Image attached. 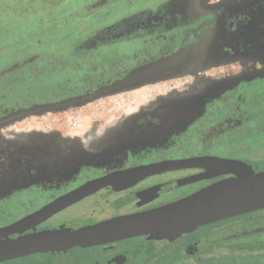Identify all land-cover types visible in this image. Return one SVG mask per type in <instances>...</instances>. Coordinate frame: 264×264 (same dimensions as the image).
Masks as SVG:
<instances>
[{
  "label": "flooded vegetation",
  "instance_id": "obj_1",
  "mask_svg": "<svg viewBox=\"0 0 264 264\" xmlns=\"http://www.w3.org/2000/svg\"><path fill=\"white\" fill-rule=\"evenodd\" d=\"M104 2L90 5L99 14L68 62H46L41 54L11 62L15 69L54 70L41 76L50 85H33V95L0 94V125L34 104L76 95L91 101L133 68L186 49V69L162 74L190 76L189 83L151 116L93 120L49 163L21 165L16 180L0 182V241H35L30 252L0 264H264V207L166 231L121 235L102 228L264 171V155L247 158L264 150V0H124L115 11H104ZM119 41L128 53L110 59ZM37 153L45 154L42 146ZM67 234L87 239L47 245V238Z\"/></svg>",
  "mask_w": 264,
  "mask_h": 264
},
{
  "label": "rangeland",
  "instance_id": "obj_2",
  "mask_svg": "<svg viewBox=\"0 0 264 264\" xmlns=\"http://www.w3.org/2000/svg\"><path fill=\"white\" fill-rule=\"evenodd\" d=\"M31 1L38 3L37 0ZM94 1L87 0L88 9L83 7L80 9L82 14H85L82 19V15H76V13L65 17L62 14L66 13L67 8L63 6V9H60V1L53 0L55 6L50 9L53 8L58 14L57 19L50 25L46 24L45 28H38L32 19L25 21L16 13V9L30 3V0L25 2L24 0H0V68L12 60L18 61V59L32 54H41L42 60L46 62L49 60L55 61L57 64L68 62V52L74 46L75 39L82 37L85 32L72 28L70 21L74 22L73 26L78 25V27L85 26L88 20L93 21L94 13L93 10H90L93 9L90 5ZM123 1L109 0V3L104 2V6H107L103 9L104 11L119 10L124 4ZM85 3L84 0L82 4ZM41 4H43V0H41ZM62 5L67 6V3ZM41 9L45 8L41 7ZM70 10L74 9L70 8ZM44 17L45 21L50 18L46 14ZM67 18L69 21H63ZM28 29H31V32ZM112 46V52L108 55L110 59L120 61L124 58V54L128 53L129 47L122 41ZM68 73L66 69L62 71L64 75H68ZM189 80L190 76L167 77L129 89L132 90L130 93H124L129 90H121L74 105L73 108L66 106L62 109L42 110L0 125V182L16 180L20 175L17 170L21 165L41 161L49 163L55 156L61 154L66 146H70L69 143L80 141L83 133L91 127V124L95 123L93 120H97L99 117L153 115L159 111L158 106L164 101L184 93L185 90H182V87L188 84ZM34 85L36 89L45 88L46 85H50V82L46 77L40 76L35 80ZM52 120L55 123L48 122ZM48 135L54 136L50 143L44 139ZM11 140H15V142L11 144ZM47 143L49 145L45 148L44 145ZM29 144L34 147L22 149L23 146L27 147ZM41 146L45 154L38 155L37 148H41ZM262 155H264V150L259 148L258 151L247 153V158L257 161ZM168 237L170 235L152 239L164 240Z\"/></svg>",
  "mask_w": 264,
  "mask_h": 264
},
{
  "label": "water",
  "instance_id": "obj_3",
  "mask_svg": "<svg viewBox=\"0 0 264 264\" xmlns=\"http://www.w3.org/2000/svg\"><path fill=\"white\" fill-rule=\"evenodd\" d=\"M181 51L133 68L121 80L108 86L106 92L97 91L96 97L167 78L162 74L163 70L181 72L182 69H186V65L181 64L188 61L182 56L187 49ZM85 99L82 95H76L56 102L34 104L7 114L3 117V124L42 110L62 109L69 104L77 105L85 102ZM262 207H264V171L218 182L171 205L126 220L114 221L111 225L102 228L121 235L166 231L202 224ZM115 233L113 235L118 236ZM86 239L79 234H67L50 237L46 241L48 246H67L82 243ZM34 242L32 238L0 241V260L30 252Z\"/></svg>",
  "mask_w": 264,
  "mask_h": 264
},
{
  "label": "trees",
  "instance_id": "obj_4",
  "mask_svg": "<svg viewBox=\"0 0 264 264\" xmlns=\"http://www.w3.org/2000/svg\"><path fill=\"white\" fill-rule=\"evenodd\" d=\"M25 1L27 0H24V2ZM59 1H60L59 5H61L60 9H63V6L67 8L65 11L66 13H63L62 15H65V17L66 16L68 17L70 14L76 13V15H82V19H84L85 14L83 15L82 14L83 12L80 11L84 0H59ZM37 2L38 3H36V1L30 0V3H27L21 8L16 9V13L18 14L19 17H21L25 21H31L30 19H32L33 22L36 23V25H38V28H45L46 24L50 25L51 23H53L54 20L57 19L58 14H56L53 8L50 9V7L55 6L53 4V0H43V4H41V0H37ZM65 3H67V6L62 5ZM41 7L45 9H41ZM70 8L74 10L71 11ZM35 10H38V11L35 12ZM45 14L48 17H50L47 21H45V17H44ZM97 16H98V13L94 12V20ZM63 21H69V20L67 18V20H63ZM70 24H71V27L74 29L86 31L85 26H82V27H78V25L73 26L74 22L72 21H70ZM79 24L82 25V23H79ZM28 30L31 32V29H28ZM20 60L18 59V61L16 62H20ZM11 62H14V61L12 60ZM11 62L6 64L3 68H0V94L3 93L8 97L9 96L10 97H22L26 94L33 95L34 94L33 85H34L35 80L38 79L40 76L45 75L46 72L50 70H54V66L36 67V65L34 64H31V65L22 64L15 69L14 67H12Z\"/></svg>",
  "mask_w": 264,
  "mask_h": 264
}]
</instances>
